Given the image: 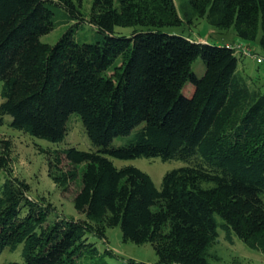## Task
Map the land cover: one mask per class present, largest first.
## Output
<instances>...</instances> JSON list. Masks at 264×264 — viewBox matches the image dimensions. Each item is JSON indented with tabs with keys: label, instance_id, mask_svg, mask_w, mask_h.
I'll list each match as a JSON object with an SVG mask.
<instances>
[{
	"label": "trees",
	"instance_id": "16d2710c",
	"mask_svg": "<svg viewBox=\"0 0 264 264\" xmlns=\"http://www.w3.org/2000/svg\"><path fill=\"white\" fill-rule=\"evenodd\" d=\"M59 6L89 21L97 41L79 42L71 29L43 42ZM197 17L264 53V0H94L89 18L75 0H0V125L60 142L76 113L95 147L40 148L64 192L81 172L74 205L83 217L50 219L54 205L33 196L13 168L11 139L0 136V255L22 244L23 257L0 264H110L115 252L89 236L107 241L117 226L125 240L150 242L156 264H211L220 229L264 253V82L241 69L235 44L164 29ZM117 26L135 29L117 34ZM120 136L127 141L114 144ZM111 157L186 165L158 188Z\"/></svg>",
	"mask_w": 264,
	"mask_h": 264
},
{
	"label": "rangeland",
	"instance_id": "374dc122",
	"mask_svg": "<svg viewBox=\"0 0 264 264\" xmlns=\"http://www.w3.org/2000/svg\"><path fill=\"white\" fill-rule=\"evenodd\" d=\"M79 9L86 18H89L92 12L94 0H82L79 3L75 0ZM182 0H177L180 6ZM73 31L74 37L79 42H95L98 39L97 29L89 23V21H81L80 18L71 17L69 13L62 7H58L55 14V28L42 35L43 42L54 44L68 30ZM133 26H117V34L130 35L134 31ZM168 32L182 33L189 35L197 41H210L220 44H235L241 46L240 38L236 34L234 28L222 29L208 22L204 17L194 18L192 22L186 21L179 26H167L164 28ZM246 45V46H245ZM242 47L250 48L251 55L241 53L243 56L240 62L241 69L246 74H250L254 79L260 78L264 82V62H258L257 56H263L261 47L256 42L244 44ZM119 62V61H118ZM194 71L197 75H202L205 71V63L202 57H198L194 62ZM261 81V83H263ZM2 81L0 80V102ZM11 119V116H7ZM0 136L11 139L13 143V168L15 173L25 178L31 185V193L35 197H45L52 202L55 209L50 215V219L57 216H75L83 217L74 205V194L81 182L80 177L73 182L70 190L64 192L50 176L48 154L40 150L41 147L65 148L76 146L83 150L95 149L91 139L89 138L84 124L79 114H72L70 118V129L65 139L60 142H51L43 138L35 137L29 133L7 125H0ZM127 136L116 137L114 144H123L127 141ZM115 164L119 167L124 165H135L146 171L153 178L156 186L161 188L165 173L176 167L186 165V161L182 159L164 160L159 157H136L131 159H120L111 157ZM67 168L69 161L64 163ZM5 178V171L0 170V182ZM264 196V195H263ZM107 241L90 235L89 240L96 243L98 248L104 250L109 247L116 255H108L110 264H156L158 255L150 242L136 243L131 240H125L119 226L108 228L106 231ZM22 244L16 250L6 249L0 255V263L9 260H17L23 262L21 254ZM213 253L218 257L211 258V264H264V253L258 249L250 247L245 241L238 236L234 237L233 242L225 238V233L220 229V237L213 244ZM86 258L81 257L78 264H86Z\"/></svg>",
	"mask_w": 264,
	"mask_h": 264
},
{
	"label": "built area",
	"instance_id": "2783aa9c",
	"mask_svg": "<svg viewBox=\"0 0 264 264\" xmlns=\"http://www.w3.org/2000/svg\"><path fill=\"white\" fill-rule=\"evenodd\" d=\"M236 47L238 48V51H242L245 54L251 55V53H252L250 48L248 49L247 47H242V46H237V45H236ZM255 58H257L258 62H264V57L263 56L255 55Z\"/></svg>",
	"mask_w": 264,
	"mask_h": 264
}]
</instances>
